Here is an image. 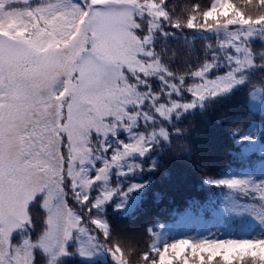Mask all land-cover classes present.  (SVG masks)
I'll use <instances>...</instances> for the list:
<instances>
[{
  "label": "trees",
  "instance_id": "1",
  "mask_svg": "<svg viewBox=\"0 0 264 264\" xmlns=\"http://www.w3.org/2000/svg\"><path fill=\"white\" fill-rule=\"evenodd\" d=\"M161 1L167 18L159 20V28L151 32L147 20L137 33L152 34L158 72L174 79L182 77L176 99L194 101V106L164 122L166 137L155 128L146 130L140 125L132 114L135 106L130 104V113L123 112L118 125L114 117L105 123L102 138L94 139L96 146L92 147L99 168L105 160L114 161V156L137 139L144 152L135 150L129 153L131 157L115 160L110 177L94 182L90 197L95 198L97 192L111 194L91 215L73 200L65 177L69 207L83 215L81 226L86 230H72L65 244L67 254L56 256L51 249H35V264H118L109 250L114 246L123 252L122 264H147L141 259L143 253L151 256V248L180 240L222 243L264 239V199L229 186L230 181L264 184V42L249 43L255 66L239 72L235 79L240 82L225 90L215 85L233 69L224 58L213 59L212 53L218 43L225 46L234 42L237 29L206 35V29L215 24L209 19L212 16L220 23L263 20L264 0ZM48 2L29 0L28 5L18 6L37 7ZM190 17H195L193 27H189ZM197 71L206 72V76H192ZM153 73H146L147 80L156 81L160 74ZM149 94L154 101L162 95ZM85 173L94 180L97 169ZM26 212L31 227L26 222L23 229L13 233L14 243L28 235L39 237L45 230L46 211L40 200L27 205ZM91 219L108 227L97 245L90 243L88 236L89 231L96 235ZM218 251L222 257L235 255L225 248ZM241 251L264 257L262 244ZM202 264L210 262L205 259ZM223 264H231V260ZM244 264L252 262L245 260Z\"/></svg>",
  "mask_w": 264,
  "mask_h": 264
},
{
  "label": "snow or ice",
  "instance_id": "2",
  "mask_svg": "<svg viewBox=\"0 0 264 264\" xmlns=\"http://www.w3.org/2000/svg\"><path fill=\"white\" fill-rule=\"evenodd\" d=\"M28 3L0 0V264H35L37 248L51 249L56 256L67 254L65 244L72 230H86L81 226L83 215L69 207L65 177L73 200L89 215L109 198L111 193L101 192L90 197V187L99 180L94 183L83 168L91 158L89 145L102 138L106 120L114 117L118 125L122 113L131 111L132 106L123 101L129 90L128 68L138 59L134 33L141 26L137 17H148L150 32L159 28V20L167 18L156 0H49L43 6H18ZM209 19L219 26L216 17ZM258 24L264 25V20ZM193 26L195 17H190L189 27ZM254 30L257 28L249 29L244 39H251ZM235 63L239 65V56ZM253 66L254 58L245 67L229 70L215 86L227 90L240 82L235 79L239 72ZM200 75L201 71L195 73ZM136 88L138 91V84ZM193 106L194 101L184 108ZM129 147L143 154L139 141ZM126 155L120 153L113 159L120 161ZM106 167L100 169L101 174ZM229 186L264 199V184L230 181ZM41 188L43 191H37ZM36 200L46 211L45 230L39 237L28 235L14 243L11 235L20 230L25 205ZM27 222L31 227L30 216ZM89 222L96 229L95 236L88 232L90 243L97 245L108 227L98 219ZM257 244L264 245V239L222 243L180 240L153 247V255L146 252L141 259L147 264H202L205 259L210 264L218 260L221 264L225 260L264 264V257L241 251ZM220 248L235 255L222 257ZM109 250L122 264L119 246Z\"/></svg>",
  "mask_w": 264,
  "mask_h": 264
},
{
  "label": "rangeland",
  "instance_id": "3",
  "mask_svg": "<svg viewBox=\"0 0 264 264\" xmlns=\"http://www.w3.org/2000/svg\"><path fill=\"white\" fill-rule=\"evenodd\" d=\"M156 2L157 4H162V10L164 11L162 1L156 0ZM147 20V16H145L143 19L137 17V22L141 27ZM225 25H227V27H225ZM253 27L257 28V30H254L251 39L245 40L244 34ZM231 28L237 29L238 39H235L234 42L230 44L231 46H223L218 43L214 48L212 58L219 60L220 57H222L224 58L223 61H225V64L227 66L232 67L233 70H237L238 67H245L252 62L253 55L248 51V49L250 48L249 43L255 40L264 42V25H259L258 22L249 24V22L243 23L238 21H227L220 23L219 26H217L216 24L211 25L206 29V35L214 36V34L216 33L230 30ZM134 35L138 37V39L135 41V44L137 46L138 59L134 58L131 61V67L128 68L129 90L126 94L127 99L123 101V103H125L126 105L130 104L135 106L134 110H132V114L138 118L140 125H142L146 130L155 128L160 135L162 132L164 133V135H161V137H166L167 133L163 129L165 127L164 122L169 123L172 117L177 116L179 112L182 113L183 110H186L184 108L185 104L190 103L180 102L176 99L177 96H180V87L183 83V78L178 77L177 79H174L171 78L168 73L162 74L158 72L156 58L154 57V53L151 47L152 34L141 36L137 32H135ZM237 47L241 49L239 53H237L235 50ZM237 56H239L240 60L239 65L235 63ZM125 67L128 66L126 65ZM149 72H154L156 74L158 73L160 75H157L156 81L147 80L145 79V75ZM192 76L196 77L195 73H192ZM205 76L206 72L201 73V75L197 78L203 79ZM137 84L139 85L138 91L136 88ZM163 87L165 88V90L163 89ZM149 93H162V95L159 96V101H154L152 100V96H150ZM173 105H175V107H173ZM109 121L112 120L108 119L105 121V123H108ZM138 141L139 139L132 142L130 145H136ZM93 146H96V141L94 139L89 145V148L91 149V158L88 162L86 161L83 164V168L85 171H87L88 169H97L96 178L93 180V182H95L97 180L107 179L108 177H110V173L112 172L113 166L115 165V160H112V162L105 160L101 168H105L107 166L106 171L101 174V168L98 167V162L95 158V155L92 153ZM133 151H135V149L128 147L123 150V153H127L125 157H131V154L129 153ZM76 167L80 168L81 165L78 163ZM41 190L42 188L37 189V191ZM35 194L36 192L33 193V195ZM26 210L27 204L25 205V210L19 221L20 230L23 229L25 223L27 222ZM15 232L16 231H14L13 233Z\"/></svg>",
  "mask_w": 264,
  "mask_h": 264
}]
</instances>
